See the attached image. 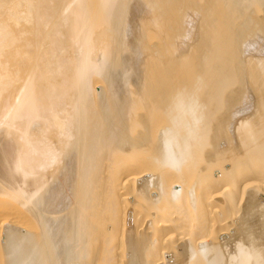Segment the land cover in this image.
Segmentation results:
<instances>
[{
	"label": "bare ground",
	"instance_id": "bare-ground-1",
	"mask_svg": "<svg viewBox=\"0 0 264 264\" xmlns=\"http://www.w3.org/2000/svg\"><path fill=\"white\" fill-rule=\"evenodd\" d=\"M0 264H264V0H0Z\"/></svg>",
	"mask_w": 264,
	"mask_h": 264
}]
</instances>
